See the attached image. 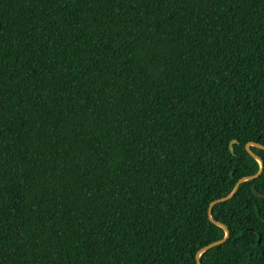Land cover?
Returning <instances> with one entry per match:
<instances>
[{"label": "trees", "instance_id": "trees-1", "mask_svg": "<svg viewBox=\"0 0 264 264\" xmlns=\"http://www.w3.org/2000/svg\"><path fill=\"white\" fill-rule=\"evenodd\" d=\"M254 189L264 0H0V264H264Z\"/></svg>", "mask_w": 264, "mask_h": 264}, {"label": "water", "instance_id": "water-1", "mask_svg": "<svg viewBox=\"0 0 264 264\" xmlns=\"http://www.w3.org/2000/svg\"><path fill=\"white\" fill-rule=\"evenodd\" d=\"M234 142H235V140H233V141L230 142V149H232V143H234ZM259 161H260V160H259ZM260 163H261V165H262V162H261V161H260ZM253 192L255 193V195L264 198V194L258 193L255 189L253 190ZM228 197H229V196H228ZM228 197L223 198V200H224V199H227ZM227 234H228V231L226 230V236H227ZM226 236H225V237H226ZM217 243H218V242H217ZM214 244H216V243H214ZM212 245H213V244H212Z\"/></svg>", "mask_w": 264, "mask_h": 264}]
</instances>
